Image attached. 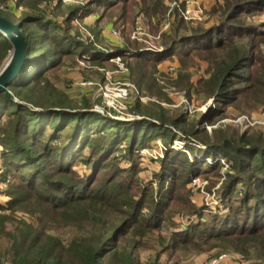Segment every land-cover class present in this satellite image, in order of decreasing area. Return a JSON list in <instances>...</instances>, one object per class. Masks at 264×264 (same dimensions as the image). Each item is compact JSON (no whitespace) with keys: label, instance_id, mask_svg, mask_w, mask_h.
<instances>
[{"label":"trees","instance_id":"obj_1","mask_svg":"<svg viewBox=\"0 0 264 264\" xmlns=\"http://www.w3.org/2000/svg\"><path fill=\"white\" fill-rule=\"evenodd\" d=\"M97 2L103 6L101 9L121 6L122 18L131 15L126 7L130 0ZM49 3L50 0H18L14 6L12 0H0L2 16L15 23L23 22L22 31L29 47L18 77L9 85L13 99L0 93V142L5 147L0 180H7L9 173L13 176L14 170L20 176L14 183L8 181L6 194L11 200L7 207L0 205V212L23 214L17 220L0 213V238L9 242V247L0 248V264H141L135 259V251L140 246L155 252V258L143 264H159V248L165 244V236L161 234L163 224L172 222L176 212H197L185 187L193 177L215 172L220 175L224 165L221 158L230 163L222 188L223 201L230 199L240 185L238 215L211 214L207 221L190 224L172 234L168 246L201 249L212 241L210 244L223 249L243 253L254 250L259 256L257 264H264V142L261 137L248 136L246 130L236 140L226 134L214 140L200 139L207 145L210 155L207 157L214 159L211 163L205 159L192 161L187 152L169 149L160 160L159 190L140 188L134 158L142 147L149 145L150 136L164 134L162 137L170 144L177 135L166 126L170 123L175 128L181 127L190 140L200 133L196 124L209 122L216 114L204 113L196 123L187 122L184 114L170 119L161 104L142 109L138 98L135 113L157 119L160 124L147 118L114 120L90 109L89 102L72 104L63 92L57 98V88L46 83V78L61 65L65 56L81 57L90 52V63L102 66L117 53L105 56L92 46L82 44L77 48L70 35L55 34L51 38L45 28L54 21L47 19L41 8L42 4ZM161 3L148 0L147 13H161ZM18 5L26 8L21 17L16 15ZM262 9L264 0H244L234 5L226 0L220 7L223 19L216 27L198 28L191 35L181 37V30L187 27L176 10L175 17L182 21L165 42L167 48L163 52L130 53L129 57L137 59L130 64L132 67L156 66L161 62L158 58L179 46H183L180 51L183 55H195L199 50L218 51L217 61L208 69L210 77L197 90L218 105H244L245 110L252 109L264 103V42L255 41L264 38V29L246 24L242 16ZM232 20L235 22L231 23ZM40 29L45 32L41 34ZM225 29H229L227 35L222 34ZM250 35L253 36L247 37ZM50 39L57 49L43 51L40 47ZM11 51V42L0 32V67ZM139 58L144 61L140 62ZM143 79L145 86L148 80L154 85L158 83L153 74L148 79L144 72L136 82L140 85ZM232 81H244L247 85L230 90ZM186 85L192 88L191 83ZM153 95L155 91L150 97ZM164 96L163 92L157 95ZM141 131L143 134L139 137ZM126 138L129 145L125 156L132 159V165L124 168L116 165L113 157ZM79 164H83L81 171ZM106 167L111 168L110 173H101ZM59 230L64 231L59 233Z\"/></svg>","mask_w":264,"mask_h":264},{"label":"rangeland","instance_id":"obj_2","mask_svg":"<svg viewBox=\"0 0 264 264\" xmlns=\"http://www.w3.org/2000/svg\"><path fill=\"white\" fill-rule=\"evenodd\" d=\"M97 1L99 0H50L48 5H41L47 19L55 22L45 28V30H49L48 35L52 36L51 38L55 34L63 37L70 35L69 37H71L72 41L77 44V48L82 44L84 47L92 46L95 51L102 52L105 56H110V53L107 52L117 53V56L110 58L102 66L90 63V52H85L81 57L79 55L65 56L61 65L48 74L46 78V83L53 84L57 88L58 94L55 95L57 98H60L58 96L63 92L72 104H78L79 106L84 101L89 102L90 109H104L105 112L99 113L114 120H120L116 116L128 118V120L134 118L132 121L147 118L160 124L161 122L157 119L135 113L138 98H141L142 104L140 107L142 109H145L148 105L160 107L161 104L166 109V117L170 119L178 118L184 114L186 115V121L193 123L201 119L204 113L209 115L215 113L216 116L209 122L205 121L202 125L196 124L200 133L196 138L190 140H187V135H185L181 127L175 128L170 123L166 124L170 130H176L177 135L174 141L178 139L179 135H181L179 136L180 139L186 141L183 149L178 150L189 151V158L192 161L196 159L203 161L209 155L207 145L201 142L200 139L214 140L226 134L234 137L236 140L243 131L247 130L249 131L248 136H260L262 142H264V103L249 110H245L246 106L244 105H218L214 102L213 98L197 90L198 88H202V81L210 77L208 69L217 61L216 56L219 55L218 51L205 52L204 50H199L198 52L193 51V53L197 52L195 55H183V53H180L183 46H179L176 48L177 50H173L165 54L166 56L158 58L157 60L161 62L156 66H131L130 63L137 59L129 57L130 53L132 55L137 50L151 46L163 49L161 52L167 48L165 42L168 38L170 39V35L174 33V29L182 21L175 17L176 10L173 8V4L177 1L185 2L187 0H160L162 2V12L155 13L156 15L147 13L145 4L148 3V0H130V4L128 3L126 7H129L128 14L131 12V15L126 19L122 18L124 9L121 6L119 8L101 9L100 7L103 6ZM154 1L156 0H151V2ZM197 1H199L203 10L201 18L194 20L184 19V25L187 29L181 30L180 37L191 35L194 31L200 29L216 27L223 19L220 7L225 4L226 0ZM229 1L233 2L234 5L244 0ZM25 9L24 5H18L16 15L21 17L23 12L26 11ZM169 12H171V17H168ZM242 17L246 24H256L258 27L264 29L262 24L264 22V9L251 12L250 15ZM230 22L233 23L235 21L232 20ZM165 24H168L167 28ZM59 26L61 29H59ZM31 29L37 31L38 28L33 27ZM228 30L225 29V32L223 31L222 34L227 35ZM44 32V30L40 29L41 34ZM214 35L217 36V34ZM34 36L37 37L35 34ZM255 41L264 42V38H256ZM40 48L43 51H52L56 50L57 46L50 39L44 41ZM118 55H120V61L117 58ZM8 57L9 55L3 61L0 69L6 63ZM262 59H264V53L262 54ZM138 60L140 62L144 61L140 58ZM137 70H140V75H137ZM142 72L147 75L148 79L153 74V77L158 80V83L155 84L156 86L152 82L150 83V80H148L145 86V79H143L140 86L136 81L141 77ZM186 83H191L192 88L187 86ZM245 85H247V82L232 81L229 89L236 90ZM251 85L255 88L252 83ZM141 87L145 89L140 92L139 89ZM153 91H155V95L150 97ZM160 92L165 93L164 98L157 97ZM141 93L147 96H141L143 95ZM246 99H249V97ZM157 106L155 108L159 111ZM217 109L223 110L218 111ZM166 117L165 119H167ZM215 130L216 132H214ZM142 134L143 131L140 132L139 137H142ZM162 135L164 134L150 136L148 138V141H150L149 145L142 147V149H149L151 155H154V151L159 149V143L166 146L167 150L174 149L170 148V145H173L175 142L166 143L167 139L162 137ZM0 144L4 149V145L1 142ZM128 145L129 139H123L113 157L116 165L124 168L132 165V159L125 156ZM167 150H163L164 155ZM162 158H152L151 156L143 155L139 150V155H136L134 161L138 164L139 180L137 183L140 188L149 187V190L154 192L159 190L160 179L158 174L160 173V160ZM182 158L184 159L185 157L182 156ZM220 160L224 164L221 167L220 175L215 172L198 177L202 179L203 191H201V188H192L190 182L185 187V192L189 194L191 201L197 208V212H199L193 214L186 213L185 211L176 212L172 217V222H165L163 224L161 234L165 236V244H163L162 248H159L161 249L159 264H202L205 259L220 254H227L230 257L231 264L258 263L259 256L254 250L243 253L234 249H223L222 247L210 244L212 241L203 245L201 249H191L183 245L177 247L168 246V238L172 234L181 232L190 224L207 221L210 219L211 214L226 215L227 213H232L236 216L238 215L236 209L239 202L238 191L240 185L236 187L230 199L223 201L222 188L227 172L230 171V163L226 162L223 158ZM1 161L2 154L0 155V179L4 171ZM77 167L81 171L83 164H79ZM110 169V167H106L101 173H110ZM13 174L12 176L9 173L6 178L7 180H0V205L3 207H7V204L11 200L6 194V190L9 188L8 181L10 180L14 183L20 178L19 171L16 172L14 170ZM0 213L17 220H20L23 216L22 213ZM8 225L10 228L12 227L11 224ZM62 231L64 230H59L58 232L62 233ZM64 235L69 236L67 233H64ZM3 247H9V242L5 238H0V248ZM135 255L136 261H139L141 264L148 263L155 258L154 251L141 246L135 251Z\"/></svg>","mask_w":264,"mask_h":264},{"label":"water","instance_id":"obj_3","mask_svg":"<svg viewBox=\"0 0 264 264\" xmlns=\"http://www.w3.org/2000/svg\"><path fill=\"white\" fill-rule=\"evenodd\" d=\"M22 26V21L15 23L0 14V32H2L12 44V51L9 54L6 63L0 69V93H5L10 99H13V94L9 90V85L18 77L27 54L29 53L27 39L22 31ZM37 110L41 112L45 111L43 109ZM121 120L132 121L134 118Z\"/></svg>","mask_w":264,"mask_h":264},{"label":"built area","instance_id":"obj_4","mask_svg":"<svg viewBox=\"0 0 264 264\" xmlns=\"http://www.w3.org/2000/svg\"><path fill=\"white\" fill-rule=\"evenodd\" d=\"M18 3V0H12V4L15 6ZM173 8L177 11H179L180 16L183 19L186 20H194V19H200L201 18V14L203 13L202 7L199 3V1L197 0H187L185 2L181 1V2H175L173 4ZM168 17H171V12H169ZM168 24H165V27L167 28ZM143 49V50H142ZM140 49V52L143 51H154V52H161L163 49H158L155 46H151V47H144ZM107 53H112V52H107ZM120 55H118V59L119 61L121 60V58L119 57ZM94 110L98 111V112H105L104 109H99V108H95ZM117 118L121 119H128V118H124V117H118ZM139 118V117H138ZM176 131V130H175ZM181 136V135H179ZM178 136V139L175 140L173 143V145H170V148H174V149H183L186 141L180 139V137ZM191 143V142H190ZM159 149H156L154 152V155H151L149 152V149H140V152L143 155L146 156H151L152 158H159V157H164V149L167 150L168 148H166V146L162 145L161 143H159ZM204 148V146H202ZM181 149V150H182ZM3 151V147L0 144V155L2 154ZM185 152H187L189 154V151L184 150ZM199 157V156H198ZM205 160H207L209 163L213 162L214 159L212 157H205ZM205 182H207L205 180ZM190 185L192 188L194 189H198L201 188V191H203V186H202V179L195 177L192 179V181L190 182ZM230 257L227 254H220L214 257H210L208 259H206L205 261L202 262V264H225V262L227 260H229Z\"/></svg>","mask_w":264,"mask_h":264},{"label":"crops","instance_id":"obj_5","mask_svg":"<svg viewBox=\"0 0 264 264\" xmlns=\"http://www.w3.org/2000/svg\"><path fill=\"white\" fill-rule=\"evenodd\" d=\"M205 260H206V259H205ZM205 260H204V261H205ZM225 264H231V263H230V259L227 260V261L225 262Z\"/></svg>","mask_w":264,"mask_h":264}]
</instances>
